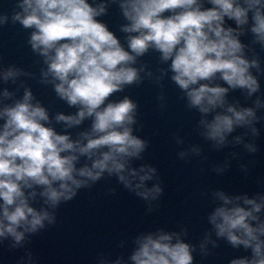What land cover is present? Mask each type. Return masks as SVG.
<instances>
[{
	"label": "clouds",
	"instance_id": "obj_1",
	"mask_svg": "<svg viewBox=\"0 0 264 264\" xmlns=\"http://www.w3.org/2000/svg\"><path fill=\"white\" fill-rule=\"evenodd\" d=\"M112 6L123 21V42L101 19ZM9 24L28 32L39 69L37 75L0 66V245L25 249L27 264H35L28 250L32 237L54 227L62 205L102 180L115 178L149 213L158 207L164 189L157 168L133 167L144 160L150 141L135 134L142 128L139 103L118 95L127 89L152 84L164 109L167 83L174 85L185 110L199 115L193 132L214 150L228 146L237 129L260 135L255 125L264 119L257 115L264 99L256 94L264 68L256 46L264 51V0H14L11 14L0 13V27ZM249 33L252 39L242 43ZM146 56L155 57V66ZM28 80L50 87L74 111L53 113ZM237 90L245 100L256 96L253 106L230 100ZM231 142L239 145L244 136ZM244 148L258 151L254 139ZM178 155L199 157L201 148ZM228 167L213 170L223 174ZM212 196L211 230L198 245L186 242L185 226L157 228L135 235L127 260L100 253L96 264H194V253L212 255L219 240L249 253L230 264H264V192L249 197L217 190ZM18 264H25L23 257Z\"/></svg>",
	"mask_w": 264,
	"mask_h": 264
},
{
	"label": "water",
	"instance_id": "obj_2",
	"mask_svg": "<svg viewBox=\"0 0 264 264\" xmlns=\"http://www.w3.org/2000/svg\"><path fill=\"white\" fill-rule=\"evenodd\" d=\"M3 2L11 14L14 0ZM101 19L123 42V36L118 31L119 24L123 22L118 9L115 6L110 7L108 15ZM14 27L32 71L38 75L37 57L26 43L28 32L19 25ZM251 39L249 33L246 37H241V42L249 43ZM256 47L261 66L264 68V51H261L258 45ZM144 60L154 66L156 64L154 56H146ZM36 81L46 107L53 113L70 114L74 111L59 101L50 87H44L38 80ZM259 81L261 91L256 96L264 99V76H260ZM159 91L157 87L145 82L140 88L133 87L118 95L121 98L122 95H130L139 103V124L142 128L135 134L148 139L150 147L145 153L144 160L134 161L133 167L148 164L157 168L164 189L163 195L157 202L158 207L149 213L145 202L125 190L115 178L102 180L92 189L81 190L75 200L92 264H96V257L100 253L110 256L112 261L120 256L127 260L133 247L131 240L135 235L155 231L157 228L179 231V226H185L189 230L186 242L198 245L204 233L211 230L207 216L216 206L213 203V192L222 190L230 196L247 194L249 197L257 192H264V119L255 125L260 132L259 137L253 138L250 133L245 136L247 129H237L229 136L228 146L217 151L193 132L199 115L185 110L183 102L178 99L179 90L171 83H167L168 99L164 109L159 107L157 100ZM256 96L245 100L243 94L237 90L230 93L229 99L239 101L242 107H251ZM257 115L264 117V109L258 111ZM59 130L58 126L57 131ZM238 135L244 136V142L239 145L233 144L231 142L233 137ZM175 136L183 139L184 143L177 144ZM253 139L258 148L254 154L248 153L244 148V144L253 142ZM191 147H200L201 156H190L180 160L179 152L187 151ZM225 164L229 167L223 174H217L213 170ZM152 183L149 182L148 186L151 187ZM110 189H115L114 195ZM212 239H216L214 233ZM121 240L127 241L124 248L118 246ZM217 243L219 247L212 249L213 254L208 257L194 253V264H230L232 259L249 254L243 248H232L224 240ZM209 248L211 249V245Z\"/></svg>",
	"mask_w": 264,
	"mask_h": 264
}]
</instances>
